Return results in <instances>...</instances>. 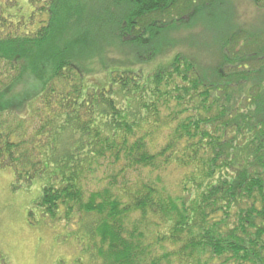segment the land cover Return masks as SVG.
Returning <instances> with one entry per match:
<instances>
[{
    "label": "trees",
    "instance_id": "16d2710c",
    "mask_svg": "<svg viewBox=\"0 0 264 264\" xmlns=\"http://www.w3.org/2000/svg\"><path fill=\"white\" fill-rule=\"evenodd\" d=\"M218 1L0 0V170L90 264H264V0L249 33ZM197 11L205 62L167 41Z\"/></svg>",
    "mask_w": 264,
    "mask_h": 264
},
{
    "label": "rangeland",
    "instance_id": "374dc122",
    "mask_svg": "<svg viewBox=\"0 0 264 264\" xmlns=\"http://www.w3.org/2000/svg\"><path fill=\"white\" fill-rule=\"evenodd\" d=\"M82 2L86 4V0ZM217 3L231 17L230 20L238 23L235 27H240L244 32H254V28L261 25L262 19L253 0H219ZM195 13L197 15L193 14L191 19H187L183 28L168 32L169 36L166 40L172 41V47L176 48L172 55L174 53H181L187 57L192 55L191 57L198 60L204 57L205 62L206 58L208 61L211 60L209 51H205V44L213 42L218 31L210 32L211 28L203 22L202 17L198 16V11ZM206 20L211 25L207 18ZM91 45L88 47L95 53H90L88 58L85 56L83 63L86 71L88 67L92 70L93 78L97 77L101 79L100 82H103L106 73L97 75L98 72H102L99 56L105 55L108 58V53H111L109 59L117 63H120L119 60L122 58L118 57L116 49L110 50L103 44ZM103 50L105 53L100 52ZM161 61H163L161 58H156L150 66L159 65ZM85 86L88 87L86 83ZM170 183L175 184L171 179ZM13 187V172L0 170V253L8 262L10 264H59L63 261V264H90L89 258L84 254L88 245L83 226L86 222L78 215L52 222L49 218L41 216L43 212L40 211L36 212L35 216V224H38H32L28 219V211L40 194L39 187L34 186L29 189L25 187L13 189Z\"/></svg>",
    "mask_w": 264,
    "mask_h": 264
}]
</instances>
